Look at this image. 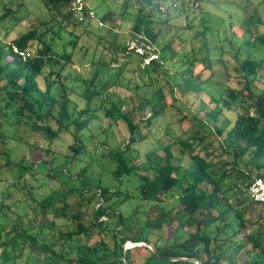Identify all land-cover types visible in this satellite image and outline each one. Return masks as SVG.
Segmentation results:
<instances>
[{"label": "trees", "instance_id": "1", "mask_svg": "<svg viewBox=\"0 0 264 264\" xmlns=\"http://www.w3.org/2000/svg\"><path fill=\"white\" fill-rule=\"evenodd\" d=\"M69 1L43 0L44 6L52 11L49 20L31 25L9 44L0 40V121L9 126L28 125L41 135L47 145L62 140L65 135L70 136L60 165L49 149L43 150L46 156L51 157L36 162L23 158L12 161L9 148L3 146L0 150L3 161L0 164V183L8 177L11 180L8 186L20 188L29 196L32 190L37 189L29 183V178L34 179L32 175L36 172H44L49 179L62 177L66 183L64 186L68 188L65 196L58 200L61 206L57 208L53 207L51 198L56 192L38 201L44 222L36 231L25 228L18 217L10 226L0 221V248L4 250L8 240L17 246L15 239L19 238L21 251L27 250L25 263L28 264H123L121 247L126 241H131L150 244L159 256L194 259L200 264H264L262 207L246 194L252 178L264 174V93L254 92L251 87L260 63L243 58L234 68L240 77V88H228L224 97L209 98L214 103L207 114L212 122L216 123L223 109L227 111L233 106L243 110L228 129L225 126L213 127L217 136L225 133L223 150L230 155V161H213L211 151H208L211 143L197 131L190 138L157 144L140 155V151L133 147L144 139V136H139L140 120H144L147 128L165 108L142 99L137 108L149 105L150 113L135 121L129 117V111L124 110V101L117 99L102 110L106 126L121 121L128 137L121 147L103 155L105 168L93 171L89 168L91 162L84 160L89 149L84 132L90 130L97 117L94 113L103 105L108 86L115 84V77L104 82L97 91L84 89L78 97L79 104L70 101L66 87L61 84L59 98L51 94V87L71 61L78 40L75 28L82 23L68 11ZM141 1L143 7L140 10L145 11V16L137 17L131 28L132 34H142L154 44L157 34L150 27L151 13L158 12L164 0ZM10 13L12 9L5 8L0 21ZM110 18L107 15L98 19L108 22ZM254 23L258 24V21ZM108 34V37H98V42L101 39L108 45L110 56L121 54L125 58L116 76H120L130 59H136L140 64L137 56L124 54L123 40L116 42L118 31ZM254 40L264 46V32L256 34ZM11 45L29 51L30 57L22 62L12 53ZM159 50L158 60L142 67L145 71L162 67ZM38 77L44 83L42 90L37 84ZM260 121L263 122L260 124ZM0 138L6 139L2 134ZM174 146L178 148L179 159L188 161L183 169L172 163L176 160L172 154ZM158 150L161 155L157 154ZM82 161L86 164L71 173L70 168ZM234 175L235 183L226 184L222 190V181ZM20 181L23 184L18 187ZM74 194L79 199L75 204L67 205L66 196ZM91 202H94L92 211H83V204ZM13 203L14 200L11 203L0 200L1 217ZM124 203L133 206L128 213L123 210ZM47 214L51 215L49 220L46 219ZM169 227H172L173 235L188 228L194 229L183 236H172L171 243L167 244L161 235ZM154 233L158 237L152 240L150 237ZM10 235H13L12 239H9ZM94 236H98V240L90 244ZM1 256L0 264H7L10 258L4 252ZM123 256L126 264H132L130 249L124 250ZM142 264L193 263L170 262L154 257L148 250Z\"/></svg>", "mask_w": 264, "mask_h": 264}, {"label": "rangeland", "instance_id": "2", "mask_svg": "<svg viewBox=\"0 0 264 264\" xmlns=\"http://www.w3.org/2000/svg\"><path fill=\"white\" fill-rule=\"evenodd\" d=\"M126 1L85 0L97 18H106L107 15L111 18L108 22L102 21V27L96 23L77 25L75 34L78 40L71 61L50 89L51 94L58 99L61 94L60 86H65L70 101L79 104L78 97L84 89L97 91L104 82L115 77V84L110 88V85L108 86L103 105L94 113L97 117L90 125V130L84 132V137L88 139L86 145L89 148L88 156L84 157V160L91 162L89 168L93 171L105 168L103 155L126 142L128 136L124 123L118 121L107 127V120L102 112L110 102H115L117 99L124 101V110L129 111V117L131 116L135 121L144 119L150 113L149 105L143 109L137 108V103L142 99L165 108L147 128L144 126V120H140L142 122L139 123V136H144V139L133 144V147L140 151V155L157 144L190 138L192 133L197 131L211 143L208 151H211L213 161L218 159L220 162L230 161L228 160L230 155L228 156L223 150L225 146L222 139L225 133L217 136L213 127L225 126L228 129L236 115L242 114L243 110L233 106L227 111L223 109L216 123L212 122L207 114L213 109L214 103L209 98L224 97L228 88H240L238 84L240 77L237 76L238 73L234 68L245 57L260 63V69L256 72L251 87L254 92L264 93V46L255 43L254 40L256 34L264 32V0H164L163 11H153L150 19L151 30L157 34L153 47L156 50L162 49L159 50L162 67L145 71L136 59L132 58L123 67L120 76H116L125 59L124 56L121 54L110 56L108 45L101 39L98 42L97 39L101 36L108 37V32L116 33V31H118L116 42L123 40V43L130 37L133 33L131 28L137 17H144L145 11L140 10L143 7L141 0H130L127 5ZM5 8L12 9V13L0 21V40L6 44L31 25L49 20L52 14L51 9L44 6L43 0H0V15ZM254 21H258V24ZM37 84L39 89L44 88L41 77L37 78ZM71 102L69 110L72 107ZM0 122V134L6 138H0V150L3 146L9 148L10 160L17 161L23 158L36 162L49 159L51 155L46 156L43 150L49 149L57 158L58 165L62 163L63 155L67 151L69 135L47 145L38 132L32 131L24 123L9 126L2 120ZM262 122L260 121V124ZM177 150L176 146L172 147V154L176 159L172 163L178 164L183 169L188 161L179 159ZM157 154L161 155V151L158 150ZM2 162L0 157V164ZM85 164L86 162H79L76 167L70 168L71 173ZM14 169L17 171L16 168ZM40 169L42 171L43 167L41 166ZM32 176L34 179L29 178V183L37 187L32 190V196L23 193L20 188L8 186L11 180L7 176L6 180L0 183V200L6 203L14 200L5 216H0L1 222L10 226L15 223V217H18L25 228H34L36 231L44 222L38 205L41 197L56 192L51 196L54 200L53 207L61 206L58 200L62 199L68 190L67 186H64L65 179L62 177L49 179L44 176V172H36ZM234 177L235 175L229 180L222 181L220 188L223 190L226 184L235 183ZM22 184L20 181L17 186L20 187ZM232 192L234 193L235 190ZM78 199L75 194L67 195L65 203L70 206ZM93 205L94 202L89 205L84 203L82 210L89 213ZM123 206L125 213L133 207L128 203H124ZM50 218L51 215L47 214L46 219ZM171 229L172 227L166 228L161 235L167 244L171 243L172 236H183L185 232L193 231L194 228H188L184 232L178 231L174 235ZM12 237L13 235H10L9 239ZM156 237L158 234L154 233L150 239L154 240ZM237 237L239 238L240 235ZM15 240L17 246H13L14 242L8 240L4 250L0 248V261H2L1 253L4 252L10 258L7 264H28L25 263L27 250L21 251L19 245L21 240L19 238ZM97 240L98 236H94L89 243ZM123 246L130 249L132 264L143 263L148 250H143V246H134L129 241Z\"/></svg>", "mask_w": 264, "mask_h": 264}, {"label": "built area", "instance_id": "3", "mask_svg": "<svg viewBox=\"0 0 264 264\" xmlns=\"http://www.w3.org/2000/svg\"><path fill=\"white\" fill-rule=\"evenodd\" d=\"M158 10L163 11L161 5L158 7ZM68 11L74 14L77 22L96 23L98 26L103 25L95 12L91 8L86 7L84 0H70ZM123 45L125 49L124 54L137 56L141 61L139 64L141 67L149 65L154 60H158V50L142 34H132L124 40ZM10 48L12 53L22 62L30 57V52L27 50H20L13 45ZM246 194L251 201L261 205L263 211L262 226H264V174L252 178L247 187Z\"/></svg>", "mask_w": 264, "mask_h": 264}, {"label": "water", "instance_id": "4", "mask_svg": "<svg viewBox=\"0 0 264 264\" xmlns=\"http://www.w3.org/2000/svg\"><path fill=\"white\" fill-rule=\"evenodd\" d=\"M129 243L130 244H132V245H134V246H143V247H145L147 250H149L153 255H154V257H161L162 259H164V260H167V261H170V262H174V261H189V262H191V263H193V264H200L199 262H197L196 260H194V259H185V258H170V257H166V256H159L156 252H155V250H154V248L150 245V244H147V243H142V242H136V243H134V242H131V241H129ZM127 249V247H125V246H122L121 247V252H120V255H121V259H122V261H123V264H126V262H125V259H124V250H126Z\"/></svg>", "mask_w": 264, "mask_h": 264}]
</instances>
